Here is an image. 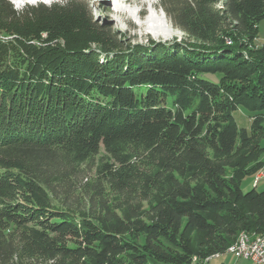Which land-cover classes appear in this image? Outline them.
<instances>
[{
  "label": "trees",
  "instance_id": "obj_1",
  "mask_svg": "<svg viewBox=\"0 0 264 264\" xmlns=\"http://www.w3.org/2000/svg\"><path fill=\"white\" fill-rule=\"evenodd\" d=\"M158 1L188 42L0 0V264H207L264 234L240 189L264 167V0Z\"/></svg>",
  "mask_w": 264,
  "mask_h": 264
},
{
  "label": "rangeland",
  "instance_id": "obj_2",
  "mask_svg": "<svg viewBox=\"0 0 264 264\" xmlns=\"http://www.w3.org/2000/svg\"><path fill=\"white\" fill-rule=\"evenodd\" d=\"M13 8L20 11L25 5L36 4L51 5L61 0H36L35 4L25 3L22 8L15 6L14 0H8ZM90 11L92 22L97 26L111 28L113 34L124 44H138L150 47V41L174 45L188 42L185 33L174 27L170 20L160 9L158 0H78ZM221 1V0H219ZM153 32L155 34H153ZM264 42V19L258 24V34L253 41V48L261 46ZM153 48V47H152ZM264 113V111H263ZM234 119L239 127L247 128L246 112L238 109ZM264 126V124H263ZM264 146V141L262 142ZM103 152L100 149V154ZM260 192L264 190V167L255 175L245 177L240 184V189L247 192L252 188Z\"/></svg>",
  "mask_w": 264,
  "mask_h": 264
},
{
  "label": "bare ground",
  "instance_id": "obj_3",
  "mask_svg": "<svg viewBox=\"0 0 264 264\" xmlns=\"http://www.w3.org/2000/svg\"><path fill=\"white\" fill-rule=\"evenodd\" d=\"M153 34H155L153 32ZM264 241V234H252L247 232H241L237 236L236 240L227 247L225 253L233 254L235 247H242V254H249V247H243L244 245L258 246Z\"/></svg>",
  "mask_w": 264,
  "mask_h": 264
},
{
  "label": "built area",
  "instance_id": "obj_4",
  "mask_svg": "<svg viewBox=\"0 0 264 264\" xmlns=\"http://www.w3.org/2000/svg\"><path fill=\"white\" fill-rule=\"evenodd\" d=\"M243 247H249V254H242V247H235L232 255L238 259L252 261L255 264H264V241L258 246L246 244Z\"/></svg>",
  "mask_w": 264,
  "mask_h": 264
},
{
  "label": "crops",
  "instance_id": "obj_5",
  "mask_svg": "<svg viewBox=\"0 0 264 264\" xmlns=\"http://www.w3.org/2000/svg\"><path fill=\"white\" fill-rule=\"evenodd\" d=\"M246 120L247 123H249V119ZM207 264H255V263L245 259H238L230 253L223 252L208 258Z\"/></svg>",
  "mask_w": 264,
  "mask_h": 264
},
{
  "label": "clouds",
  "instance_id": "obj_6",
  "mask_svg": "<svg viewBox=\"0 0 264 264\" xmlns=\"http://www.w3.org/2000/svg\"><path fill=\"white\" fill-rule=\"evenodd\" d=\"M17 8H22L25 3L35 4L36 0H14ZM45 3H51V0H44Z\"/></svg>",
  "mask_w": 264,
  "mask_h": 264
}]
</instances>
